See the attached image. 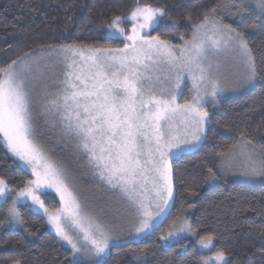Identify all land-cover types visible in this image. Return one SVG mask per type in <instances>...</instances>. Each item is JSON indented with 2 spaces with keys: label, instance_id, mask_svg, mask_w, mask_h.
I'll return each instance as SVG.
<instances>
[{
  "label": "snow or ice",
  "instance_id": "obj_1",
  "mask_svg": "<svg viewBox=\"0 0 264 264\" xmlns=\"http://www.w3.org/2000/svg\"><path fill=\"white\" fill-rule=\"evenodd\" d=\"M105 7L87 37L61 36L0 62V147L11 161L0 168V229L38 238L26 216H39L67 253L54 264H109L117 248L124 264H147L140 244L157 232L163 247L190 253V264H232L218 236L185 210L163 231L162 217L179 195L174 155L213 131L209 105L264 81V54L249 39V30L264 33V0H217L178 18L168 0ZM220 128L238 135L205 182L232 174L264 184V133L257 143L239 125ZM232 211L259 219L264 255V198L242 195ZM0 241L8 242L3 232ZM5 264L27 259L21 252Z\"/></svg>",
  "mask_w": 264,
  "mask_h": 264
},
{
  "label": "trees",
  "instance_id": "obj_2",
  "mask_svg": "<svg viewBox=\"0 0 264 264\" xmlns=\"http://www.w3.org/2000/svg\"><path fill=\"white\" fill-rule=\"evenodd\" d=\"M109 0H0V62L15 59L24 52L39 50L42 45L53 43L61 36L71 35L87 37L88 21L106 10ZM155 3L156 0H151ZM170 14L173 18L191 13L202 15L207 5L217 0H168ZM71 18V22L69 20ZM168 31H171L168 29ZM180 31H184L181 26ZM249 39L257 50V55L264 54V33L249 31ZM0 66H4L0 63ZM208 140L196 151L183 154L173 159L174 168L178 169V199L166 217L161 231L167 228L181 210L194 223L207 226L217 236V247L229 250L232 264H264L261 254V243L258 239L260 221L253 213L235 216L233 208L235 199L242 195L264 198V184H248L237 180H218L205 182L204 173L207 167L217 163L216 153L227 150L236 140L238 132L220 135L215 130L221 123L229 126L239 125V130H247L255 137L257 143L264 133V81L238 97L228 98L221 102L216 110ZM220 122V123H217ZM11 161L7 159L5 150L0 147V168ZM23 178L17 174L15 179ZM194 207H188V205ZM57 206L56 201L53 202ZM32 231L39 229L38 238L28 236L23 229L7 231L0 229L7 243L0 241V264L5 258L24 253L27 264H54V259H63L67 253L57 242L55 236L39 216L27 215ZM257 226H251L252 221ZM0 216V224H2ZM160 233L143 240L141 248L149 250L147 264H190L192 255L180 253L175 248H164L158 241ZM185 243H188L185 241ZM255 243V247H253ZM135 247V245H133ZM15 248V252L10 249ZM196 255H200L198 252ZM129 258L123 255L122 249H113V259L109 264H124Z\"/></svg>",
  "mask_w": 264,
  "mask_h": 264
},
{
  "label": "rangeland",
  "instance_id": "obj_3",
  "mask_svg": "<svg viewBox=\"0 0 264 264\" xmlns=\"http://www.w3.org/2000/svg\"><path fill=\"white\" fill-rule=\"evenodd\" d=\"M249 31H251V30H249ZM252 89H253V88H252ZM252 89H248V90H246L244 93H247V92H249V91L252 90ZM244 93H243V94H244ZM240 95H242V94H240V93H226L225 96L222 98V101L225 100V99H228V98L238 97V96H240ZM209 108H210V110H216V109H217V108H211L210 105H209ZM200 146H201V145H198L196 148H194V149H189V150H187L186 152H183V153H176V154L174 155L173 159L179 158V157H180L181 155H183V154H189V153H192V152L196 151ZM225 179L237 180V181L244 182V183H248V184H258V182H257V183H254V182H256V181H248L246 178H244V177H242V176H239V175H232V174H229ZM52 195H53V197H55V200H54V201H56L57 206H58V197L55 196V193H53ZM49 206H50V207H54L53 203H52L51 205H49ZM170 209H171V208H170ZM170 209L167 210V214H166L165 217H162V220H165V219H166V217H167L168 212H169ZM48 229H49V231L54 235V232L51 231V229H50L49 226H48ZM54 236H55V235H54ZM190 239H191V238H189V240H190ZM189 240H186V242L189 243ZM160 244H161V246H162V242H160ZM162 247H163V246H162ZM164 248H166V247H164ZM205 251H206V250H198L197 252H198L199 254H204Z\"/></svg>",
  "mask_w": 264,
  "mask_h": 264
}]
</instances>
